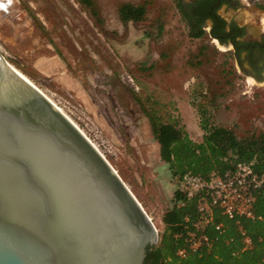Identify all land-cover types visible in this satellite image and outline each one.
Here are the masks:
<instances>
[{
    "label": "rangeland",
    "instance_id": "374dc122",
    "mask_svg": "<svg viewBox=\"0 0 264 264\" xmlns=\"http://www.w3.org/2000/svg\"><path fill=\"white\" fill-rule=\"evenodd\" d=\"M94 1L97 15L79 0H15L30 34L24 45L0 36V52L96 143L161 238L178 179L161 159L152 115L177 121L196 142L202 106L214 124L264 131V78L251 83L229 54L193 35L178 0ZM127 2L146 3L143 21L121 20Z\"/></svg>",
    "mask_w": 264,
    "mask_h": 264
},
{
    "label": "water",
    "instance_id": "95a60500",
    "mask_svg": "<svg viewBox=\"0 0 264 264\" xmlns=\"http://www.w3.org/2000/svg\"><path fill=\"white\" fill-rule=\"evenodd\" d=\"M11 60L0 52V264H145L153 218Z\"/></svg>",
    "mask_w": 264,
    "mask_h": 264
},
{
    "label": "trees",
    "instance_id": "16d2710c",
    "mask_svg": "<svg viewBox=\"0 0 264 264\" xmlns=\"http://www.w3.org/2000/svg\"><path fill=\"white\" fill-rule=\"evenodd\" d=\"M90 7L93 14L94 0H79ZM181 8V3L177 2ZM124 23L140 22L147 13L146 3H124L120 7ZM193 35H198L191 28ZM203 93V92H201ZM202 141H194L177 121H163L152 115L153 134L160 145V156L169 165L171 175L178 181L187 173L210 179L213 175L248 166L264 178V131L239 134L235 127L217 125L210 120L205 107H200ZM254 205L256 218H227L220 208L211 207L203 214L199 210L200 196L188 197L177 183L174 204L162 216L164 230L158 244L149 245L145 264H264V183L256 193ZM220 225V229L216 227ZM191 233L206 235L209 241L187 256L178 254L188 249ZM252 243L247 246L245 238Z\"/></svg>",
    "mask_w": 264,
    "mask_h": 264
},
{
    "label": "flooded vegetation",
    "instance_id": "af4514ba",
    "mask_svg": "<svg viewBox=\"0 0 264 264\" xmlns=\"http://www.w3.org/2000/svg\"><path fill=\"white\" fill-rule=\"evenodd\" d=\"M179 11L191 28L233 59V69L244 77L264 78V2L255 0H179ZM27 13L15 0H0V36L24 45L28 39ZM224 47V48H222Z\"/></svg>",
    "mask_w": 264,
    "mask_h": 264
},
{
    "label": "built area",
    "instance_id": "2783aa9c",
    "mask_svg": "<svg viewBox=\"0 0 264 264\" xmlns=\"http://www.w3.org/2000/svg\"><path fill=\"white\" fill-rule=\"evenodd\" d=\"M179 185L188 197L200 196L198 205L201 213L211 212V207L220 208L229 219L241 217L256 218L254 205L257 199L256 193L261 189L264 178L253 170L244 166L234 172H226L224 175H213L206 179L192 173H187L178 181ZM220 229V225L216 227ZM208 236L191 233L188 239V249L182 248L178 254L187 256L188 252H196L206 242ZM245 243L249 246L251 238L246 237Z\"/></svg>",
    "mask_w": 264,
    "mask_h": 264
},
{
    "label": "bare ground",
    "instance_id": "6f19581e",
    "mask_svg": "<svg viewBox=\"0 0 264 264\" xmlns=\"http://www.w3.org/2000/svg\"><path fill=\"white\" fill-rule=\"evenodd\" d=\"M12 64V63H11ZM13 65V64H12ZM15 70H17L21 75H23L27 80H29L31 83H33L37 88H39L44 94H46L79 128L80 130L89 138V140L97 147V149L102 153V151L99 149V147L96 145L94 141L86 134V132L64 111L62 107H60L47 93H45L40 87H38L25 73H23L19 68H17L15 65H13ZM251 83H254V79H250ZM103 154V153H102ZM104 155V154H103ZM105 156V155H104ZM106 157V156H105Z\"/></svg>",
    "mask_w": 264,
    "mask_h": 264
}]
</instances>
